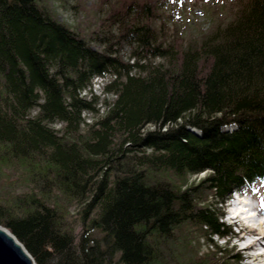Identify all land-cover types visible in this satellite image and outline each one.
Listing matches in <instances>:
<instances>
[{"label":"trees","instance_id":"16d2710c","mask_svg":"<svg viewBox=\"0 0 264 264\" xmlns=\"http://www.w3.org/2000/svg\"><path fill=\"white\" fill-rule=\"evenodd\" d=\"M238 2L185 45L156 24L159 0H101L88 29L50 0H0V224L37 264H240L177 236H228L225 204L264 180V0ZM103 75L116 98L86 122Z\"/></svg>","mask_w":264,"mask_h":264},{"label":"rangeland","instance_id":"374dc122","mask_svg":"<svg viewBox=\"0 0 264 264\" xmlns=\"http://www.w3.org/2000/svg\"><path fill=\"white\" fill-rule=\"evenodd\" d=\"M51 3L55 6L59 19L67 23L71 28H95L101 21L106 18L109 11V5L106 4L102 9L100 8L101 0H50ZM82 1V2H81ZM239 1V0H238ZM237 0H159V5L161 3L162 7V17L157 20L156 24L163 27L168 34L169 39H173L175 36H180L184 39L185 45L195 44L199 42L204 36L210 34L213 29L217 26H224L229 21L235 18L236 12L238 11L240 5ZM117 48L116 46H114ZM133 46L130 44H125L122 49V54L126 61L133 62ZM147 61H152L154 63H165L166 60L162 58H148ZM114 77H108L107 75L97 76L94 78L93 83L90 88L84 90L82 95L86 96L88 99L93 97V94L96 95V103L94 104L95 109L92 111L84 112L83 116L86 122H94L101 116H103L106 111L109 109L110 104L116 98L114 93L103 92L104 83L109 79ZM37 111L34 110L33 114ZM55 128H62L63 125L59 122L51 124ZM85 128V126H83ZM153 125H148L147 129L153 128ZM207 175V172H202L199 175H194L191 177L192 181H199L201 178H204ZM18 174H14L13 179H16ZM32 189L30 185H22L17 191L20 193L28 192ZM4 190L2 182H0V191ZM241 202L237 205L239 208L242 207V204L250 203L251 205L260 204L264 201V180L258 181L253 187H249L246 190L244 196L241 197ZM238 199V201H240ZM241 203V204H240ZM236 206V207H237ZM235 204L229 202L225 204V215L226 213H231L236 209ZM244 208L253 209L254 206H243ZM79 205L73 204L71 206V211L74 213L75 217L77 216V211ZM248 211V210H246ZM250 213L253 210L249 211ZM244 225H247L242 233H238L234 226H231L230 223L233 221L229 217H223L224 222L230 226L237 237H222L220 235H215L213 241L211 242L203 233L197 230H189L188 228L178 230L177 236L180 240H184L187 243H190L200 255H203L208 249L215 248L216 245L221 248H227V253L232 256L236 255L239 258L244 257L253 252L255 249L253 243H248L251 245L250 248H247V242L245 241L247 237V231L250 232V229H254L255 224L252 221H249V218L246 219L245 212H243ZM254 219V218H253ZM260 220V219H259ZM261 220H264L261 219ZM258 221V219H257ZM255 219V222H257ZM260 221L258 222L259 225ZM257 225V224H256ZM259 227V226H258ZM82 228L80 225L77 226L76 232H81ZM240 234V235H239ZM187 237V238H186ZM264 242V241H263ZM171 245V244H170ZM262 245V244H259ZM258 245V246H259ZM245 246L246 248H242ZM264 246V245H263ZM257 255L259 252H264L261 249H258ZM257 257V256H256ZM255 257V259H256ZM111 258L108 260V263L117 264L116 257L107 256ZM234 261V259H232ZM264 259L262 257L255 260L256 263L263 264ZM252 261L241 260L240 264H249Z\"/></svg>","mask_w":264,"mask_h":264},{"label":"water","instance_id":"95a60500","mask_svg":"<svg viewBox=\"0 0 264 264\" xmlns=\"http://www.w3.org/2000/svg\"><path fill=\"white\" fill-rule=\"evenodd\" d=\"M0 264H37L17 236L0 224Z\"/></svg>","mask_w":264,"mask_h":264},{"label":"bare ground","instance_id":"6f19581e","mask_svg":"<svg viewBox=\"0 0 264 264\" xmlns=\"http://www.w3.org/2000/svg\"><path fill=\"white\" fill-rule=\"evenodd\" d=\"M251 203V202H250ZM250 203H246V201H245V203H243L242 204V207H237L235 210H236V212H239V211H242L243 210V212H245V218L246 219H248L249 218V216L251 217L252 216V213L253 212H249V211H251V210H253V209H251V208H247L246 209V207L244 208L243 206H254V205H251ZM239 204V203H238ZM238 204H236V205H238ZM241 204V203H240ZM246 210H248V211H246ZM259 213L261 214V215H263V218H264V208H260L259 209ZM254 218V219H253ZM255 219H256V221H257V217H255V214H254V217H252V218H249V221H252L255 225L257 224V226H259V229H260V231L263 233V231H264V222H263V220H258L257 222H255ZM260 221V223H259V225H258V222ZM245 229V228H244ZM253 229H250V232L252 231ZM254 242V241H253ZM252 242V243H253ZM259 244H261L260 243V241H255L252 245L254 246V247H256V246H258ZM253 248V247H252ZM259 257H262V259H264V252L263 253H261V254H259V255H257V257H256V260H257V258H259ZM264 262V261H263ZM264 264V263H263Z\"/></svg>","mask_w":264,"mask_h":264}]
</instances>
